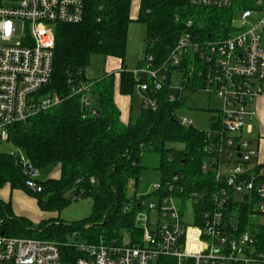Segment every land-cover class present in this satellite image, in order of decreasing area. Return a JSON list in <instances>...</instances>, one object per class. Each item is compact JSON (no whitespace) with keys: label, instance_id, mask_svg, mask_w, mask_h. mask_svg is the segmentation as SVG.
Returning a JSON list of instances; mask_svg holds the SVG:
<instances>
[{"label":"built area","instance_id":"obj_1","mask_svg":"<svg viewBox=\"0 0 264 264\" xmlns=\"http://www.w3.org/2000/svg\"><path fill=\"white\" fill-rule=\"evenodd\" d=\"M190 2L198 7H234L240 15L237 23L232 17L229 30L207 37L196 30L193 18L187 19L162 62L146 54L132 73L153 110L158 107L157 94L170 79L173 102L182 100L186 90L221 99L210 127L199 128L205 135L200 170L209 181L187 184L175 173L155 183L140 200L136 225L142 233L134 244L129 235L127 243L117 238L93 243L11 236L1 230L5 217L0 216V264H158L163 256L174 257L176 264H264V157L260 144L246 137L254 130L251 121L264 97V0ZM86 3L0 0L1 141L10 140L16 123L58 102L38 95L53 74L55 26L81 22ZM90 87L83 81L74 86L85 107L91 106ZM174 118L181 126L197 127L185 115ZM262 138L264 125L259 141ZM21 160L28 174H38L25 165L24 156ZM27 184L36 187L32 179ZM147 196L156 201L147 203ZM66 247L71 251L65 252Z\"/></svg>","mask_w":264,"mask_h":264},{"label":"trees","instance_id":"obj_2","mask_svg":"<svg viewBox=\"0 0 264 264\" xmlns=\"http://www.w3.org/2000/svg\"><path fill=\"white\" fill-rule=\"evenodd\" d=\"M132 2L87 0L81 22L56 24L52 78L38 95L55 97L58 102L16 123L10 136L22 151L25 165H32L40 176L28 174L19 164L20 153L0 151V188L9 185L11 191L25 192L37 201L41 211L48 213L78 197H92L91 214L72 223L53 221L56 218L51 216L31 229L29 220L14 214L12 200H0V216L5 217L1 230L5 234L24 237L42 232L47 235L36 238L68 241L75 233L74 239L98 243L123 240L122 232L126 231L131 244L139 242L142 230L136 225V214L144 195L129 196L128 185L132 180L137 185L146 150L160 154L162 181L175 173L183 175L187 184L209 181L200 170L204 132L172 120L184 101L169 99L171 79L157 94L156 110L138 109V114L124 123L115 101V72L96 78L87 76L94 55L120 58L124 67L119 72L120 93L135 95L139 80L125 68ZM232 17L230 10L194 6L190 0H140L138 20L147 25L144 55L162 62L189 18L207 37L220 33L222 27L229 30ZM82 81L91 84L87 91L90 107L82 104L81 93L74 92V86ZM133 108L132 102L131 112ZM56 169L59 177L52 175ZM31 179L35 188L27 184ZM128 206L130 210H126ZM63 250L71 251L68 247ZM176 263L174 257L163 256L158 264Z\"/></svg>","mask_w":264,"mask_h":264},{"label":"rangeland","instance_id":"obj_3","mask_svg":"<svg viewBox=\"0 0 264 264\" xmlns=\"http://www.w3.org/2000/svg\"><path fill=\"white\" fill-rule=\"evenodd\" d=\"M224 9L233 12V17L235 18V21L237 23L240 15L238 9L234 7ZM138 10L139 0H133L131 8L132 21L129 24L128 42L125 56V67L128 71L131 72L137 67L136 65L138 59H140L144 55V41L147 36V25L138 20ZM221 29L223 30L224 28L222 27ZM119 66V60H112V62H107L104 56L94 55L86 69V73L89 78H96L102 76L106 70L114 68L116 69V74L118 68H120ZM118 84L119 79H117L115 82L116 86ZM183 101V106L176 111V115H185L189 117L190 119H192L194 125L200 129H208L210 127L212 119L216 118L217 116V109H220L222 106V101L217 95H210L209 93L202 90H186L183 94ZM263 121L264 120L262 116L260 118H254V120L251 121V125L254 129L253 132L250 134L246 132V137L253 139L255 144H260L261 158L264 157V138L260 139L259 141V137L263 132ZM0 151L17 155L18 153H20V155L23 154L22 151L18 150L15 144L10 140H0ZM262 161H264V159ZM141 165L143 166V170L140 174L137 185L135 184L134 180H132L128 185L129 196H133L136 194L144 195L147 191L152 189L155 183H158L161 180V172L159 170L161 165L160 154L150 150H146L142 155ZM261 170L264 172V162L261 165ZM52 175L54 176L56 174L52 173ZM35 176H40V173ZM0 200H6L5 202L12 200V208L14 214L21 219L29 220L33 224H31L32 226H30L31 229H34V227H36L42 221V219L48 218V214L44 213L43 215V212L37 205V201L33 197L21 190L11 191L9 185H6L4 188H0ZM152 201H156V198L152 196L146 197L147 203ZM92 207V197L74 199L68 202L60 210L55 211L54 218L56 219L51 220H59L68 223L76 222L89 216L92 212ZM143 212L146 211L143 210ZM151 220L152 222H154L155 220L154 213L151 216ZM35 233L36 234L32 236H24L23 238H36L38 236L40 237L47 235L45 233L43 234L42 232ZM122 234L124 242L127 243V232L124 231L122 232ZM72 239H74L73 235L69 238V240Z\"/></svg>","mask_w":264,"mask_h":264},{"label":"crops","instance_id":"obj_4","mask_svg":"<svg viewBox=\"0 0 264 264\" xmlns=\"http://www.w3.org/2000/svg\"><path fill=\"white\" fill-rule=\"evenodd\" d=\"M132 4H133V2H132ZM139 7H140V0H139ZM112 60L113 61L114 60H116V61L119 60V63H120V66H119L120 68H118V70H117V72L115 74L116 75V80H117V79H119V72L124 67L122 66V60L120 58H117V57H114V56H109V57L106 58V61L107 62H109V61L112 62ZM139 61H140V59H138V61H137V65H136L137 67L139 65ZM115 71H116V69L112 68V69L106 70L105 73H112V72H115ZM119 86H120V83L117 86L115 85V101H116L117 105L119 106V108L121 110V120L124 123H127L129 121L131 115L138 114V109L139 110L141 109L140 108V105H141V103H142V101L144 99V94L137 89L135 95H133V96L132 95H124V94H121L120 93ZM118 93H119V95H118ZM132 102L134 104L133 112H131ZM261 116L263 117V120H264V97L261 98L260 101H259L258 115L255 118H257V117L260 118ZM263 124H264V121H263ZM54 173L56 174L54 176H56V177H59L60 176V171L59 170L56 169L54 171ZM6 200H8V199H6ZM44 213L45 214H48L47 217H51V216L53 217V216H55V212H52V213L43 212V215H44Z\"/></svg>","mask_w":264,"mask_h":264},{"label":"water","instance_id":"obj_5","mask_svg":"<svg viewBox=\"0 0 264 264\" xmlns=\"http://www.w3.org/2000/svg\"><path fill=\"white\" fill-rule=\"evenodd\" d=\"M140 108L141 109L147 108V99H143V101L140 105ZM172 120L177 123L176 118L173 117ZM19 164L24 168V162L21 159L19 160Z\"/></svg>","mask_w":264,"mask_h":264},{"label":"bare ground","instance_id":"obj_6","mask_svg":"<svg viewBox=\"0 0 264 264\" xmlns=\"http://www.w3.org/2000/svg\"><path fill=\"white\" fill-rule=\"evenodd\" d=\"M21 159V158H20Z\"/></svg>","mask_w":264,"mask_h":264}]
</instances>
